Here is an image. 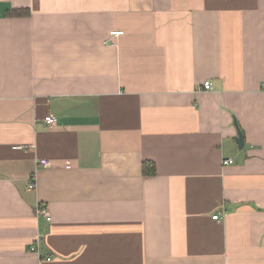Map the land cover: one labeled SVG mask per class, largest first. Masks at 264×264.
Instances as JSON below:
<instances>
[{"label":"crops","instance_id":"obj_1","mask_svg":"<svg viewBox=\"0 0 264 264\" xmlns=\"http://www.w3.org/2000/svg\"><path fill=\"white\" fill-rule=\"evenodd\" d=\"M263 85L264 0H0V264H264Z\"/></svg>","mask_w":264,"mask_h":264},{"label":"built area","instance_id":"obj_2","mask_svg":"<svg viewBox=\"0 0 264 264\" xmlns=\"http://www.w3.org/2000/svg\"><path fill=\"white\" fill-rule=\"evenodd\" d=\"M123 34H124L123 31H112V32H110V36L112 38L122 36ZM111 42H112L111 40H107L105 43L106 44H112ZM211 88H212L211 82H205L204 89L210 90ZM263 88H264V85H263ZM44 121L48 126H53L54 124H56L57 119L52 117V116H48L45 118ZM16 149L22 150V147H17ZM224 164L225 165L233 164V160L226 159V160H224ZM39 165L44 167V168H48L50 166V161L46 160V159L40 160ZM30 183H31L30 188H35L36 185L34 183V180H31ZM36 214L38 217L44 218L48 222L51 221V216L49 215L47 208H45L44 206H42L40 204L37 205V207H36ZM213 219L218 221L220 219V215L213 216ZM39 249H40L39 246L34 245V246H32L31 251L37 253V255L40 256V250Z\"/></svg>","mask_w":264,"mask_h":264},{"label":"trees","instance_id":"obj_3","mask_svg":"<svg viewBox=\"0 0 264 264\" xmlns=\"http://www.w3.org/2000/svg\"><path fill=\"white\" fill-rule=\"evenodd\" d=\"M143 167V173L145 176H151L155 173L154 163L145 162Z\"/></svg>","mask_w":264,"mask_h":264},{"label":"water","instance_id":"obj_4","mask_svg":"<svg viewBox=\"0 0 264 264\" xmlns=\"http://www.w3.org/2000/svg\"><path fill=\"white\" fill-rule=\"evenodd\" d=\"M237 143H238L239 146H243L244 145V137H243V134L240 131L238 133Z\"/></svg>","mask_w":264,"mask_h":264}]
</instances>
